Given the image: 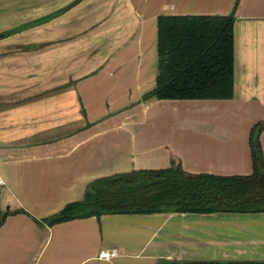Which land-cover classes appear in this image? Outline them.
Masks as SVG:
<instances>
[{
	"label": "crops",
	"instance_id": "0c3cea01",
	"mask_svg": "<svg viewBox=\"0 0 264 264\" xmlns=\"http://www.w3.org/2000/svg\"><path fill=\"white\" fill-rule=\"evenodd\" d=\"M17 1L0 0V12ZM154 1L158 10L126 15L124 58L87 77H68L65 70L36 76L34 57L19 58L33 44L0 43L1 206L16 212L0 228V264L264 262V213L108 215L43 224L84 201L94 182L116 175L166 170L173 162L193 175L254 173L252 133L264 123V0H240L236 11L237 0L145 2ZM234 11L232 100H143L159 75V17ZM112 67L120 70L112 75ZM258 142L264 163V129ZM105 250L119 256L102 261Z\"/></svg>",
	"mask_w": 264,
	"mask_h": 264
},
{
	"label": "trees",
	"instance_id": "16d2710c",
	"mask_svg": "<svg viewBox=\"0 0 264 264\" xmlns=\"http://www.w3.org/2000/svg\"><path fill=\"white\" fill-rule=\"evenodd\" d=\"M240 4L237 0L235 11ZM235 11L221 16L158 18V72L156 88L143 100L228 101L234 98ZM60 13L6 32V39L48 23ZM264 123L253 131L254 173L249 177L193 175L173 162L166 170H142L100 179L90 186L85 200L68 205L43 221L48 227L108 215L156 214H262L264 168L253 144ZM261 151V149H260ZM1 206L0 228L15 215ZM160 264H264V262H171Z\"/></svg>",
	"mask_w": 264,
	"mask_h": 264
},
{
	"label": "rangeland",
	"instance_id": "374dc122",
	"mask_svg": "<svg viewBox=\"0 0 264 264\" xmlns=\"http://www.w3.org/2000/svg\"><path fill=\"white\" fill-rule=\"evenodd\" d=\"M145 1L18 0L16 4L6 2L0 12L3 20L0 25V36L7 31L42 21L52 15L60 13V16L28 29L29 32L26 30L16 34L18 36L13 35L16 36L14 38L2 39L0 43L33 44L26 52L28 56L19 58L26 61L27 57H34L36 76L43 74L53 77L65 70L68 77L74 75L87 77L100 71L108 60L124 58L125 53H122L121 48L126 47L128 31L124 24L128 17L126 15L131 11L136 13L154 8L158 10L155 1L153 3ZM142 6L146 7V10ZM9 17L12 20L11 24H7L10 21ZM24 32L27 34H22ZM64 54L66 62L59 64V61L65 59ZM135 54L132 53L131 56L135 58ZM42 59L45 61L49 59L47 64L43 63V67ZM109 70L114 75L120 69L112 67Z\"/></svg>",
	"mask_w": 264,
	"mask_h": 264
},
{
	"label": "built area",
	"instance_id": "2783aa9c",
	"mask_svg": "<svg viewBox=\"0 0 264 264\" xmlns=\"http://www.w3.org/2000/svg\"><path fill=\"white\" fill-rule=\"evenodd\" d=\"M0 184H2L1 181H0ZM118 256H119V253L116 250H112V251L105 250L100 253L99 259L102 261L110 262L116 259Z\"/></svg>",
	"mask_w": 264,
	"mask_h": 264
},
{
	"label": "water",
	"instance_id": "95a60500",
	"mask_svg": "<svg viewBox=\"0 0 264 264\" xmlns=\"http://www.w3.org/2000/svg\"><path fill=\"white\" fill-rule=\"evenodd\" d=\"M254 146L257 150V154H258V157H259V164H260V167L261 168H264V163H263V159H262V153L260 151V147H259V142H258V138L255 139L254 141Z\"/></svg>",
	"mask_w": 264,
	"mask_h": 264
}]
</instances>
